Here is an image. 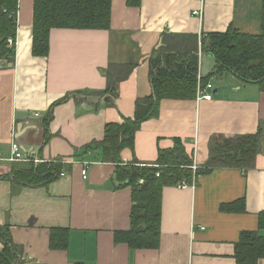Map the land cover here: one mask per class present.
<instances>
[{
  "label": "crops",
  "instance_id": "obj_1",
  "mask_svg": "<svg viewBox=\"0 0 264 264\" xmlns=\"http://www.w3.org/2000/svg\"><path fill=\"white\" fill-rule=\"evenodd\" d=\"M141 0L138 8L112 0L108 31L54 29L47 58L33 57V0H19L13 64H0V228L16 246L15 264H236L235 243L243 231H258L264 213V93L229 73L214 76L215 60L198 55L197 83L212 85V100H162L158 113L135 133L122 164L150 166L160 151L180 140L195 166L209 158L211 143L255 135L261 152L248 169L215 168L184 189L165 187L157 249L130 250L114 233L130 226L131 188L114 180L116 165L80 149L103 138L108 123L133 119L135 103L152 95V60L168 35L260 33L262 0ZM202 10L199 18L193 12ZM112 105L107 78L125 66ZM116 67V69L111 68ZM209 77L206 82L203 78ZM224 80L218 86L213 79ZM95 108V110H93ZM24 160L63 167L57 179L29 186V161H8L11 144ZM193 150V151H192ZM87 164V177H81ZM244 199L245 212L224 213L222 204ZM67 232L65 250L50 249L49 234ZM264 236V230L259 231ZM4 245L0 242V253ZM257 264H264V259Z\"/></svg>",
  "mask_w": 264,
  "mask_h": 264
},
{
  "label": "trees",
  "instance_id": "obj_2",
  "mask_svg": "<svg viewBox=\"0 0 264 264\" xmlns=\"http://www.w3.org/2000/svg\"><path fill=\"white\" fill-rule=\"evenodd\" d=\"M141 0H125L127 7L138 8ZM112 0H33L32 46L33 57L47 58L49 35L54 29L108 31L111 25ZM19 0H0V64H13L17 35ZM8 40H12L9 46ZM163 53L152 60V95L135 103L133 119L108 123L100 141L82 147L78 156L93 152V159L116 165L114 180L120 186L131 188L130 226L127 231L114 233V242L125 244L130 250L157 249L160 245L161 196L163 188L176 187L182 182L194 184L197 177L215 168L248 169L255 156L261 152L262 131L255 135L226 138L211 143L208 161L196 170L191 169L193 160L188 157L180 140L175 147L160 151L153 166L124 165L120 159L123 149H133L135 133L141 124L158 113L162 100H191L195 98L198 66V35H168L164 37ZM200 52L215 60L214 76L233 75L242 84L256 85L264 93V0L260 12V33L248 35L232 28L223 33L203 34ZM118 66H111L116 69ZM123 73L109 75L105 90L91 95L99 99L105 96L103 105H112L116 98V85L130 72L126 65ZM209 77L203 78L206 82ZM32 163V162H30ZM63 167L56 163L29 165V186H43L57 179ZM156 173L158 176H156ZM142 180V184H139ZM224 213L245 212L244 199L222 204ZM264 213L258 214V231H243L234 244L233 259L236 264H257L264 259ZM8 227L0 228V264H15L19 253L16 246L8 243ZM50 249L65 250L68 236L63 230L49 234Z\"/></svg>",
  "mask_w": 264,
  "mask_h": 264
},
{
  "label": "built area",
  "instance_id": "obj_3",
  "mask_svg": "<svg viewBox=\"0 0 264 264\" xmlns=\"http://www.w3.org/2000/svg\"><path fill=\"white\" fill-rule=\"evenodd\" d=\"M201 3L203 2L202 0H199ZM194 15H197L199 18H201L202 16V10H198V11H195L193 12ZM203 37V34H201V32H199L198 34V46H199V53L198 55H200V45H201V38ZM11 43V42H10ZM199 82V81H198ZM197 82V83H198ZM211 90H212V85L210 83H206L204 85H200L198 84L197 87H196V92H195V101L196 103H199L201 101H211L212 100V93H211ZM10 152H11V156L9 158L8 161L10 162H18V161H29V162H32L34 164L38 163V160L37 159H28V160H24L21 152H20V149L18 147L17 144L15 143H12L11 144V148H10ZM150 166H153L155 168H158V165L156 164H152ZM196 166L193 165L191 167V169L193 170H196ZM87 171H88V167H87V164H83V167L81 169V177L83 179H85L87 177ZM156 176H158V174L156 173ZM142 180H139V184H142ZM193 185H191L190 187H193ZM178 188H181V189H184L186 187H188V185L184 182H182L180 185L177 186Z\"/></svg>",
  "mask_w": 264,
  "mask_h": 264
},
{
  "label": "rangeland",
  "instance_id": "obj_4",
  "mask_svg": "<svg viewBox=\"0 0 264 264\" xmlns=\"http://www.w3.org/2000/svg\"><path fill=\"white\" fill-rule=\"evenodd\" d=\"M206 57L209 58V59H211L210 55H209V56L203 55V60H205ZM221 83L224 85V80H223V79H219V78H214V79H213V85L215 84V86H218V85H220ZM93 110H95V108H93ZM192 151H193V150H192ZM200 176H202V175H200ZM200 176H199V177H200ZM199 177H197V179H198ZM194 185H196V181L194 182ZM189 187H190V186H189Z\"/></svg>",
  "mask_w": 264,
  "mask_h": 264
},
{
  "label": "bare ground",
  "instance_id": "obj_5",
  "mask_svg": "<svg viewBox=\"0 0 264 264\" xmlns=\"http://www.w3.org/2000/svg\"><path fill=\"white\" fill-rule=\"evenodd\" d=\"M8 44H9V46H11L12 45V40H8Z\"/></svg>",
  "mask_w": 264,
  "mask_h": 264
},
{
  "label": "clouds",
  "instance_id": "obj_6",
  "mask_svg": "<svg viewBox=\"0 0 264 264\" xmlns=\"http://www.w3.org/2000/svg\"><path fill=\"white\" fill-rule=\"evenodd\" d=\"M15 46H16V43H15Z\"/></svg>",
  "mask_w": 264,
  "mask_h": 264
},
{
  "label": "water",
  "instance_id": "obj_7",
  "mask_svg": "<svg viewBox=\"0 0 264 264\" xmlns=\"http://www.w3.org/2000/svg\"><path fill=\"white\" fill-rule=\"evenodd\" d=\"M2 65H4V64L2 63Z\"/></svg>",
  "mask_w": 264,
  "mask_h": 264
}]
</instances>
